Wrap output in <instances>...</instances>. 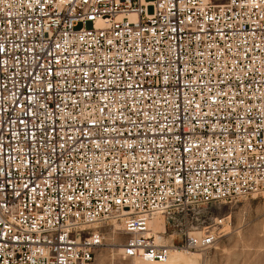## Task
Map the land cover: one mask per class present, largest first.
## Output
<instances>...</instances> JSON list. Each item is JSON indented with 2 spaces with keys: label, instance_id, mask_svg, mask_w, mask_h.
Here are the masks:
<instances>
[{
  "label": "built area",
  "instance_id": "built-area-1",
  "mask_svg": "<svg viewBox=\"0 0 264 264\" xmlns=\"http://www.w3.org/2000/svg\"><path fill=\"white\" fill-rule=\"evenodd\" d=\"M264 192V0H0V264L164 263L148 224Z\"/></svg>",
  "mask_w": 264,
  "mask_h": 264
},
{
  "label": "rangeland",
  "instance_id": "rangeland-1",
  "mask_svg": "<svg viewBox=\"0 0 264 264\" xmlns=\"http://www.w3.org/2000/svg\"><path fill=\"white\" fill-rule=\"evenodd\" d=\"M217 221H222V228L210 230L217 237L216 243L205 250L188 252L197 256L198 264H264V192L202 209L188 218V224L198 230ZM182 223V219L165 221V239L160 244L178 247ZM124 241L123 236L108 231L91 264H134L118 253Z\"/></svg>",
  "mask_w": 264,
  "mask_h": 264
},
{
  "label": "bare ground",
  "instance_id": "bare-ground-1",
  "mask_svg": "<svg viewBox=\"0 0 264 264\" xmlns=\"http://www.w3.org/2000/svg\"><path fill=\"white\" fill-rule=\"evenodd\" d=\"M148 228H149V231L152 232L153 237L157 243H160L165 239L162 237V235L165 234V221H164V219L156 218L154 220H151L148 224ZM213 228H217V229L222 228V221H217L215 225L207 227L206 229L212 230ZM220 232H222V230ZM115 236H116V234H115ZM166 243L168 244V242H166ZM171 247H173V246H171ZM132 261H134L133 262L134 264H198V258L195 254H190L184 250H181V249H178L175 247L171 248L170 255H169L167 261L164 263L144 262L141 260H132Z\"/></svg>",
  "mask_w": 264,
  "mask_h": 264
}]
</instances>
